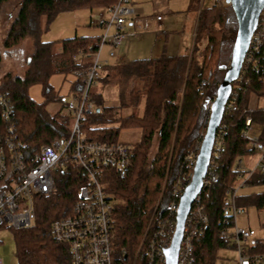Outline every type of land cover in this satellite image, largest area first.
Returning <instances> with one entry per match:
<instances>
[{"label":"trees","instance_id":"trees-1","mask_svg":"<svg viewBox=\"0 0 264 264\" xmlns=\"http://www.w3.org/2000/svg\"><path fill=\"white\" fill-rule=\"evenodd\" d=\"M8 1L0 0V18ZM116 2L17 1L16 10L6 25L1 47L9 50L29 39L31 49L22 74L6 71L1 75L0 92L10 96L19 137L31 151L54 138L69 135L72 116L62 109L64 99L50 85L49 78L54 73L67 74L84 67L85 64L76 58L77 54L83 52L89 59L99 41V35L42 41L41 32L59 12L98 9ZM191 8L198 10V16L190 53H163L155 58L131 59L102 66L96 84L101 81L106 83L111 78H116L119 84H126L130 77L148 79L144 92L132 96L134 102L122 99L120 104H137L140 100L142 110L139 114L119 116L114 108L103 106L97 93H90L95 108L83 120L86 139L120 141L118 134L121 129L137 128L139 131V139L131 143L130 164L125 169L103 168L98 175L111 203L114 264H131L139 249V255L142 254V240L151 219L152 225L156 218L165 215L166 205L171 199V185L186 171L184 157L204 134L206 111L203 103L215 96L231 57L237 20L229 2L224 0L199 6V0H191ZM244 78L249 80L246 83L243 81L241 88L237 89L236 110L226 111L222 118L226 135L218 158L219 177L203 199L208 223L203 235L194 243L193 264H215L218 251L228 246L229 235L223 236L221 230L231 225V219L224 224L223 206L227 190L239 180L240 171L233 169L236 160L252 153L246 150L248 139L241 134L247 115L260 125L259 141L264 144V111L259 104L253 110H247L256 98L264 97V44ZM202 80L205 84L200 87ZM34 84L41 86V102H36L28 94V88ZM79 84L76 79L71 83V93L79 89ZM129 94L133 92L130 90ZM51 102H58L59 109L50 111L46 104ZM152 145L155 152L150 157ZM84 182L79 168L68 164L56 174L55 192L33 201L32 224L25 228H11L17 264H71L69 247L53 238L51 223L71 213L79 187ZM258 185H264V171L255 170L243 186ZM235 203L264 212V190L237 194ZM261 225L264 227V217ZM253 242L254 252H264V237L254 235Z\"/></svg>","mask_w":264,"mask_h":264},{"label":"built area","instance_id":"built-area-1","mask_svg":"<svg viewBox=\"0 0 264 264\" xmlns=\"http://www.w3.org/2000/svg\"><path fill=\"white\" fill-rule=\"evenodd\" d=\"M220 1L224 0H213L211 4ZM129 3L130 0H117L111 6L98 8L96 18L90 19V24L101 27L102 31L97 48L89 59L83 52L76 56L85 66L72 72L80 86L64 102V112L72 116L67 137L54 138L31 151L19 137L10 96L6 92H0V226L29 227L33 222V201L53 194L56 190L57 172L68 164H74L81 171L85 182L79 187L71 213L56 218L51 223L53 238L69 247L71 264H114L111 203L100 185L98 175L103 168L125 169L130 164L133 145L121 141L88 140L82 127L85 116L95 108L90 95L91 88L96 84L102 66L107 63L106 59L100 61L103 46H108L107 55L114 57L115 50L128 36L137 35L135 30L139 24L147 26V18L138 15L131 17L135 11ZM154 19L159 29L162 17L155 15ZM129 25L130 30L127 28ZM263 44L264 8L250 36L239 74L231 84L223 115L226 111L236 110L237 89L241 88L243 81L246 83L249 80L244 78L245 72L251 63L256 62ZM203 84L205 80L201 81L200 87ZM213 99L214 96L203 103L206 111L205 124L209 119ZM257 100L256 98L250 103L247 110H253L258 104ZM260 107L264 111V103ZM257 125L250 115L245 117L241 134L248 139L246 150L257 156L251 166L245 161L250 154L236 160L233 169L240 171L239 181L227 190L226 203L223 206L224 224L231 219V225L227 228L225 226L221 234L225 237L229 235L227 247H231L235 253L227 264H264V252L252 250L255 231L250 227L236 225L237 215L244 212L243 207L235 203L238 189L245 184L253 171H264V144L261 145L259 141L260 125L258 132L254 130ZM225 135L226 130L221 120L214 134L201 188L184 220L176 264L194 263V243L203 235L208 223L203 199L208 196L210 188L219 177L218 158L225 145ZM200 143L201 140L184 157L186 171L171 185V199L166 205L165 215L156 218L152 225L153 218L151 219L143 238L142 254L139 255V249L131 264H165V249L170 245L175 231L178 201L191 179Z\"/></svg>","mask_w":264,"mask_h":264},{"label":"rangeland","instance_id":"rangeland-1","mask_svg":"<svg viewBox=\"0 0 264 264\" xmlns=\"http://www.w3.org/2000/svg\"><path fill=\"white\" fill-rule=\"evenodd\" d=\"M18 0H10L4 4L3 12L0 18V77L6 71L14 74H22L26 66V58L31 49L29 39H24L19 44L13 46L9 50L1 47L5 28L10 20L11 14L16 10ZM213 0H199V6H209ZM189 0H130L129 5L134 9L131 16L136 15L147 18V26L139 24L135 30L137 35L127 37L125 47L129 46L125 56L116 55L109 57L107 55L108 46H103L100 53V61L105 59L112 62H124L131 59L158 57L163 51L166 54L176 53L180 41V54L191 52L194 43V34L198 10L187 9ZM191 2V0H190ZM97 9H79L75 11L59 12L41 32L40 39L42 41H50L62 38H70L74 36H88L97 34L102 31L101 27L90 24V19L96 18ZM9 14V15H8ZM160 15L164 22L168 25L158 24L154 19L155 15ZM166 38V39H165ZM131 41V43H130ZM59 47V45L57 46ZM126 51V50H125ZM107 61V63H108ZM75 80L73 73H54L49 78V83L53 89L63 97V104L70 98V85ZM148 85L147 78L130 77L126 84H119L116 78H111L106 83L102 81L95 84L91 91L97 93L103 106L115 109V114L125 116L129 113H140L142 110V102L138 100L137 104H127L121 106L124 99L126 102H134V95H140L144 92ZM133 94H129V91ZM29 96L36 102L43 100L41 94V86L34 84L28 88ZM96 96V97H97ZM259 105L264 103V97L257 100ZM139 103V104H138ZM58 102L47 103L46 107L50 111L59 109ZM64 110V107L62 106ZM259 126H254L255 132H258ZM121 142L131 144L139 139V131L137 128L121 129L118 134ZM155 152L154 145L149 150L150 157ZM257 154H250L245 158L246 163L251 166ZM239 181V180H238ZM237 181V182H238ZM264 190V185L258 186H242L238 189V194H246ZM244 212L236 217V225L238 227H250L255 231V236L264 237V227L261 221L264 212L258 211L256 208L249 206L243 208ZM13 233L10 227H0V261L1 264H17L14 254ZM235 256L231 247L222 248L218 251V258L215 264H227L228 260Z\"/></svg>","mask_w":264,"mask_h":264},{"label":"water","instance_id":"water-1","mask_svg":"<svg viewBox=\"0 0 264 264\" xmlns=\"http://www.w3.org/2000/svg\"><path fill=\"white\" fill-rule=\"evenodd\" d=\"M227 1L231 5L237 20V31L232 45L231 57L222 80L216 89L191 179L178 201L175 231L170 245L165 249V264H176L185 217L195 195L201 188L202 179L210 157L214 134L223 117L224 104L229 96L231 84L239 74L250 36L256 27L259 14L264 8V0ZM124 258H126V255H124Z\"/></svg>","mask_w":264,"mask_h":264},{"label":"crops","instance_id":"crops-1","mask_svg":"<svg viewBox=\"0 0 264 264\" xmlns=\"http://www.w3.org/2000/svg\"><path fill=\"white\" fill-rule=\"evenodd\" d=\"M187 9H191V2H190V0H189V2L187 3ZM157 15V14H156ZM163 19V18H162ZM159 24H163V25H168V22L166 23V22H164L163 20H161L160 22H159ZM127 28H128V30H130L131 29V26L129 25V26H127ZM196 28V27H195ZM101 34V32H99V33H97V34H93V35H100ZM128 37H133V36H128ZM166 39V38H165ZM125 42H126V40H125ZM125 42H123V44L121 45V46H119L118 48H117V50H116V55L118 54V55H122V56H125V54H126V52H127V49H129V46H130V44L128 45V46H126L125 47ZM130 43H131V41H130ZM193 47V46H192ZM126 50V51H125ZM180 41H179V44H178V47H177V49H176V53H174V54H180ZM191 50H192V48H191ZM163 53H165L164 51L161 53V54H163ZM184 53H186V52H184ZM184 53H182V54H184ZM190 53V52H189ZM160 54V55H161ZM166 54V53H165ZM159 55V56H160ZM168 55H173V54H168ZM150 58H155V57H150ZM108 61V60H107ZM115 63H119V62H112V63H109V61H108V64H115Z\"/></svg>","mask_w":264,"mask_h":264},{"label":"bare ground","instance_id":"bare-ground-1","mask_svg":"<svg viewBox=\"0 0 264 264\" xmlns=\"http://www.w3.org/2000/svg\"><path fill=\"white\" fill-rule=\"evenodd\" d=\"M143 241V240H142Z\"/></svg>","mask_w":264,"mask_h":264}]
</instances>
